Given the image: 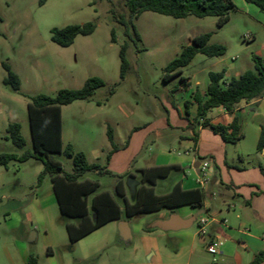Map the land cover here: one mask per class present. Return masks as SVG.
Here are the masks:
<instances>
[{
	"label": "rangeland",
	"instance_id": "374dc122",
	"mask_svg": "<svg viewBox=\"0 0 264 264\" xmlns=\"http://www.w3.org/2000/svg\"><path fill=\"white\" fill-rule=\"evenodd\" d=\"M235 4V3H234ZM232 12L223 27L217 26L216 17L188 16L176 19L154 12H144L134 24L141 41L134 42L124 34L125 28L118 22L128 11L122 0H0V92L6 107L0 116V154H23L33 151V142L27 112L30 97L55 96L61 89L76 90L87 79L98 77L105 86L96 90L92 101H76L63 108V143H76L78 149H89L91 140L103 145L107 125L112 119L120 126L112 129L120 135L124 132L127 114L146 113L147 101L161 115V100L177 85L179 77L165 82L166 66L177 58L182 50L192 44V39L206 33L212 37L208 44L226 47L222 57L212 58L197 54L182 69L190 78L191 86L198 92H206L209 72L225 71V81L238 73L254 70L253 55L264 57V31L246 13ZM264 13V12H262ZM96 24L95 31L87 36L79 35L69 47H61L51 39L52 31L69 25ZM112 30L116 42L111 41ZM253 33L256 36L253 37ZM128 43L127 59L130 70L126 78H120V49ZM260 53V54H259ZM3 63L10 65L22 80L16 92L5 85L6 71ZM114 94L110 95V91ZM181 103L191 96V91L172 93ZM101 102L98 106L96 103ZM138 103V107H137ZM137 107V108H136ZM250 108L243 113L246 151H253L257 128L264 125V114L252 117ZM248 112V113H247ZM22 126L26 140L23 149L7 139L9 123ZM65 172H72V160L64 155H53ZM202 163L209 161L200 160ZM44 165L36 159L25 162L11 161L8 169L0 167V264H26L19 256L20 248L38 258V264H223L218 254H209L197 222L185 229L195 234V243L184 249V230L147 231L142 219L131 221V240L123 241L116 230L105 226L76 244L69 241L66 223L74 222L59 211L57 205L41 210L37 196L51 185L46 175L38 183ZM200 177H204L203 174ZM83 179L98 181L104 189L111 177L88 172ZM186 231V232H187ZM31 234L35 235L29 242ZM180 236L182 238H177ZM50 248L53 255L47 254ZM119 252V253H117Z\"/></svg>",
	"mask_w": 264,
	"mask_h": 264
},
{
	"label": "crops",
	"instance_id": "0c3cea01",
	"mask_svg": "<svg viewBox=\"0 0 264 264\" xmlns=\"http://www.w3.org/2000/svg\"><path fill=\"white\" fill-rule=\"evenodd\" d=\"M232 1L239 7L240 12L246 13L257 23L259 33L264 31V13L256 5L246 0ZM252 36L255 37L256 33ZM242 73H238L235 78ZM175 86L160 101L164 111L160 116L151 113L155 108L150 101H147L145 114L130 112L126 115L127 122L123 126L122 135L111 127L114 124L118 127L120 123L106 119L104 123L108 125L103 145H97L92 139L87 150L78 149L76 143H70L76 151L86 155L89 163H98L110 172L105 176L111 177L112 181L106 184L104 189H101L102 185L99 183L97 192H109L122 211L125 210L124 199L129 204H134L139 191L142 195L151 191L154 195L163 196L177 188L175 193L178 202L183 199L184 191V203H179L174 208H164L128 219H116L98 230L110 226L123 240L119 232L122 221L128 222L130 228L131 221L140 218L141 226H147L149 231L155 222L168 220L171 215H178L184 220L195 216L198 227L200 219L206 218L207 233L205 236H200V241L205 243L214 237H220L224 240V245L218 255L223 264H249L256 254L264 250V150L257 149L264 125L261 124L256 130L253 151H246L241 145L246 138L243 132V113L250 108L251 111L247 113L252 117L264 114V97L250 102H240L233 113L223 108H216L208 113L207 117L213 124L228 125L234 118L238 120L243 138L236 144H229L208 128L199 126L197 135L188 128L189 123L195 122L197 117V103L194 98L196 90L193 86L188 89L191 91V96L183 102L184 105L186 102L190 104L188 111L185 106L183 112L181 103L176 102L172 96V93L181 91L175 90ZM205 93L199 91L203 102L207 100ZM64 107H62V121ZM5 109L0 92V116L4 115ZM108 129H111L114 145L109 141ZM202 159L210 163L207 185L203 184L204 180L200 177L199 166L202 164L200 161ZM167 167L174 169L167 173ZM81 180L85 179L82 177ZM188 191H199V193L185 194ZM199 195L203 197L202 205L196 204L199 202ZM91 199L92 196L89 197V202ZM37 202L41 210L57 205L60 211L52 182L37 196ZM89 209L90 216L94 220L95 213L91 205ZM70 220L74 222H68L66 226L79 223L77 219ZM181 231L183 230L175 232ZM186 231L184 229V249L192 246L196 240L195 234ZM86 237L71 242L68 236L73 245ZM48 255H53L52 250ZM19 256L27 264L30 254L25 247L20 248Z\"/></svg>",
	"mask_w": 264,
	"mask_h": 264
},
{
	"label": "trees",
	"instance_id": "16d2710c",
	"mask_svg": "<svg viewBox=\"0 0 264 264\" xmlns=\"http://www.w3.org/2000/svg\"><path fill=\"white\" fill-rule=\"evenodd\" d=\"M45 0H41L44 3ZM127 8V16L121 14L118 22L125 28V36L134 42L141 41L137 32L134 20L142 13L150 11L176 19H184L188 16L197 18L216 17L217 26L223 27L230 20L232 12L237 11L232 0H122ZM248 3L256 5L261 12H264V0H246ZM0 17V24L2 23ZM96 29L94 22L83 25H69L64 28H56L52 31V41L61 47H69L74 43L77 36H87ZM212 37L211 33L199 35L192 39V44L185 47L181 54L171 61L165 68L164 81L170 82L179 77L175 90L186 91L190 89L189 78L183 76L182 69L188 66L197 54L218 58L224 56L226 47L220 44H208ZM111 41L116 42L115 30H112ZM128 43L121 46L120 57V78L124 80L130 70V63L127 59ZM254 70H247L239 77L225 81V71L209 72V84L206 89V101L195 91V101L197 103V117L195 122H190L188 128L197 135V128L210 129L214 134L219 135L225 143L236 144L243 138L238 120H234L224 125L213 124L207 117L208 113L216 108H223L229 113H233L237 105L242 102L264 97V57L253 55ZM6 77L3 79L5 85H9L18 92L21 87V79L10 65L3 63ZM105 86V82L92 77L86 80L83 87L76 90L61 89L55 96L36 95L30 97L27 104V112L30 123L33 151H25L21 155L13 153L0 154V167L8 169L11 161L25 162L29 159H36L43 163L44 170L39 175L38 183L49 175L53 189L58 200L61 214L69 219H77V225L67 224V232L71 242H77L92 232L98 230L110 221L122 218H131L135 215L152 213L164 208H174L179 203H184V191L182 200L177 201L175 188L171 193L157 196L151 191L144 195L138 192L137 200L134 204H129L126 199L125 210L122 211L117 202L109 192H97L100 185L98 181L89 179L81 180L88 172H95L99 175L109 174L105 167L98 163H89L83 152L76 151L71 144L64 145L62 139L63 121L62 107L70 105L76 101H92V96L96 90ZM110 95L114 94L111 90ZM98 106L101 102L96 103ZM189 102L185 103L186 111ZM20 123H9L7 139L19 149L26 146V140L21 133ZM108 138L112 145L113 136L111 129H108ZM195 142L196 139L194 138ZM115 149V148H114ZM257 149L264 150V129L261 131ZM64 155L72 160V172H65L62 163L53 158V155ZM110 157V154L108 155ZM167 173L174 167H167ZM165 176V175H164ZM198 194L199 191H188L185 194ZM120 196L124 197L122 194ZM92 196L89 202V197ZM179 199V197H178ZM203 197L199 195V202L202 205ZM89 205L95 213V219L90 216ZM157 230L150 228L149 231ZM50 248L47 249L49 254ZM264 262V250L255 255L249 264H262ZM27 264H38V258L30 255Z\"/></svg>",
	"mask_w": 264,
	"mask_h": 264
},
{
	"label": "water",
	"instance_id": "95a60500",
	"mask_svg": "<svg viewBox=\"0 0 264 264\" xmlns=\"http://www.w3.org/2000/svg\"><path fill=\"white\" fill-rule=\"evenodd\" d=\"M196 220V217L189 219H181L178 215H171L168 220H159L152 225V228H157L161 231H179L190 228ZM119 232L124 241L129 242L131 240L130 228L128 222L122 221L119 226ZM35 238L34 234L29 237V242H32Z\"/></svg>",
	"mask_w": 264,
	"mask_h": 264
},
{
	"label": "built area",
	"instance_id": "2783aa9c",
	"mask_svg": "<svg viewBox=\"0 0 264 264\" xmlns=\"http://www.w3.org/2000/svg\"><path fill=\"white\" fill-rule=\"evenodd\" d=\"M199 171L201 172V174H203V184L207 185L208 179H209V171H210V167L208 163H202L199 166ZM207 219L206 218H202L200 219V231L202 235H205L207 233V228H206V224H207ZM224 245V240L220 237H214L208 241L205 242V250L207 251V253L209 254H219L221 248Z\"/></svg>",
	"mask_w": 264,
	"mask_h": 264
}]
</instances>
